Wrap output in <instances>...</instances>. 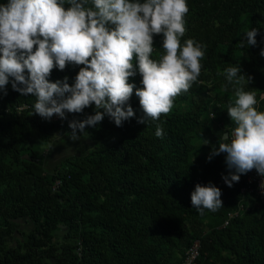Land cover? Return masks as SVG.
I'll return each instance as SVG.
<instances>
[{"label": "trees", "instance_id": "16d2710c", "mask_svg": "<svg viewBox=\"0 0 264 264\" xmlns=\"http://www.w3.org/2000/svg\"><path fill=\"white\" fill-rule=\"evenodd\" d=\"M186 3L181 47L192 39L204 51L200 75L189 90L174 97L158 121L138 123L144 113L135 92L143 84L134 58L136 75L129 83L135 88L128 104L135 116L117 127L105 115L85 134L78 131L93 140V150L65 159L53 172L42 163V146L62 131L71 133L69 124L94 115L96 105L66 112L63 120H46L34 114L36 97L14 91L9 78L7 95L0 91V264H182L195 242L200 243L195 264H264V203L224 227L227 215L249 200L242 194L246 174L228 187L227 154L209 160L219 136L232 131L227 110L235 94L226 79L228 67L239 65L241 74L252 77L244 88L256 92L255 107L264 111V0ZM253 28L259 29L255 46L244 39ZM163 39L154 36L151 59L165 54ZM82 67L54 68L48 79L67 77L74 86ZM157 124L162 137L155 135ZM206 136L205 146L195 143ZM198 184L218 187L223 206L198 212L191 202ZM208 217L216 223L207 224ZM20 221L32 229L23 231Z\"/></svg>", "mask_w": 264, "mask_h": 264}, {"label": "clouds", "instance_id": "9594fccd", "mask_svg": "<svg viewBox=\"0 0 264 264\" xmlns=\"http://www.w3.org/2000/svg\"><path fill=\"white\" fill-rule=\"evenodd\" d=\"M67 4L65 0H9L0 5V91L7 95L5 86L13 78L12 89L35 96L34 114L46 120L54 115L66 119V112L81 113L94 103V115L69 124L73 141L80 139L78 131L85 134L86 127L97 126L105 115L117 127L135 116L128 104L135 88L129 83L136 75L134 58L143 84L135 92L144 113L140 124L169 113L173 98L187 92L199 77L202 46L192 39L183 47L180 44L186 31V0H92L91 4L89 0H67ZM258 31H247L244 39L249 45L257 44ZM161 34L165 54L153 60L154 36ZM260 55L264 56V50ZM70 63L84 65L74 86L67 77L49 81L54 68L63 71ZM241 73L239 65L225 70L235 94L227 110L232 131L219 136V147L213 146L209 156L211 160L227 154L229 174L223 179L228 187L253 169L264 176V111L255 107L256 92L244 88V81L251 84L252 77ZM155 135L163 136L159 124ZM191 202L198 212H215L223 206L221 190L198 184Z\"/></svg>", "mask_w": 264, "mask_h": 264}, {"label": "rangeland", "instance_id": "374dc122", "mask_svg": "<svg viewBox=\"0 0 264 264\" xmlns=\"http://www.w3.org/2000/svg\"><path fill=\"white\" fill-rule=\"evenodd\" d=\"M216 125V121H213V123L210 124L212 130H208L211 131V133H208V135L214 136V133H212V131ZM69 133L70 132L62 131L56 135V138L52 143L42 146V163L47 172H53V170L67 158H77L93 150L94 142L88 135H81L79 136L80 139L73 141L68 135ZM207 137L208 136L204 138L205 141ZM204 140L195 143L197 145L201 144L205 146L206 144ZM201 152L203 151L201 150ZM258 205V203H255L254 208H257ZM205 222L211 225L216 223L215 220L211 217H208ZM20 223L21 229L23 231L28 232L30 229H32V224L26 223L25 221H20ZM61 233L62 232L58 231L56 237L58 238Z\"/></svg>", "mask_w": 264, "mask_h": 264}, {"label": "built area", "instance_id": "2783aa9c", "mask_svg": "<svg viewBox=\"0 0 264 264\" xmlns=\"http://www.w3.org/2000/svg\"><path fill=\"white\" fill-rule=\"evenodd\" d=\"M60 117L53 116L50 120L57 121ZM264 183V176H261L255 169L251 170L246 174V185L242 189V194L244 197H249V200H243L239 208L233 212H230L224 222V227L228 226L229 223L245 214L246 212L254 209V204L264 203V188H261V184ZM254 203V204H253ZM200 254V243L195 242L187 251L185 252L184 261L182 264H195Z\"/></svg>", "mask_w": 264, "mask_h": 264}]
</instances>
